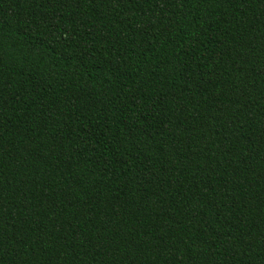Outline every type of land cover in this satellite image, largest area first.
<instances>
[{
  "label": "trees",
  "instance_id": "1",
  "mask_svg": "<svg viewBox=\"0 0 264 264\" xmlns=\"http://www.w3.org/2000/svg\"><path fill=\"white\" fill-rule=\"evenodd\" d=\"M0 264H264V0H0Z\"/></svg>",
  "mask_w": 264,
  "mask_h": 264
}]
</instances>
